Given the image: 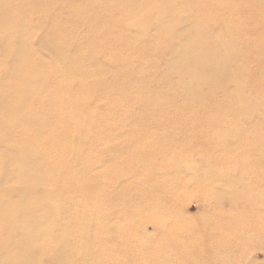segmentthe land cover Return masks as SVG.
Returning a JSON list of instances; mask_svg holds the SVG:
<instances>
[{
	"label": "bare ground",
	"instance_id": "1",
	"mask_svg": "<svg viewBox=\"0 0 264 264\" xmlns=\"http://www.w3.org/2000/svg\"><path fill=\"white\" fill-rule=\"evenodd\" d=\"M28 1L0 0V264H44L42 242L43 245L51 246L47 257L52 262L72 264L70 260L74 251L69 249L71 241L75 238L77 244L82 245L98 235L96 231H85L86 227L92 230L93 217L90 213L85 215L84 204L75 211L74 219L78 223L76 227L69 229L64 225L58 235L53 233L58 219L55 217L54 222L50 221L51 213L53 210L62 212L68 208L63 204L53 203L59 194L57 188L47 182V178L57 175L58 172L49 168L50 162L45 160L46 158L61 168V175L66 169L74 168L76 175H73L71 180L76 185L68 187L71 192L87 195L103 193L105 185L114 178L126 179L128 185L136 187L131 198L137 203L133 206L134 213L122 212L125 219L122 228L123 244H128L137 242L135 238L139 232L128 228L133 225L132 221H137L139 215L149 211L151 205H154L148 201L153 199L154 202V199L163 197V193H168L167 190H159L160 187L152 184L140 188V184L151 181L152 169L157 161L152 158V154L155 155L152 148L157 145L163 149L192 147L199 150L207 147V150L215 149V153L220 147L226 167L233 168L232 173L214 169L212 164L201 165L204 180L197 189L209 203L213 201L219 205L220 199L226 196L231 205H243V210L252 211L258 208L261 211L258 222L263 223L264 206L258 202L262 197L260 193H264V132H260L264 121L263 114L259 115V119L252 125L256 132L249 130L244 134L242 141L237 138V131L214 129V125L229 122L232 118L244 117L254 109L259 110L263 102L243 96L242 88L246 86L245 67L234 66V50L221 41L214 31L223 28L224 24L220 23L227 19L244 21L255 16V5H264V0H187L189 4L200 7V12L197 9L200 16L208 18V21L204 22L207 25L204 26L187 21H178L175 26L170 25L164 9L167 6L182 7L175 6V0H143L148 6L149 15L140 29L134 24L140 0ZM222 2H225V5H222ZM32 16L41 17L37 25L36 41L29 32L30 28H34ZM24 18L28 20L25 21ZM129 20H132L131 23L123 24V21ZM151 21L156 24L153 29ZM98 23H102V26H97ZM208 23L213 27H209ZM111 24L113 29H110ZM79 25L90 29L85 36L88 46L83 51H70V47L80 43L75 32ZM150 29L160 31L155 33L154 38L156 36L161 41L168 40L177 46L171 57L169 50L161 52L162 63L157 59L147 63L148 51L138 49V44L144 38L150 37ZM107 31L109 35L105 36ZM39 57L40 65L36 61ZM44 57L48 58V64L43 63ZM104 57L107 58L106 61H103ZM8 59L12 60V64L7 63ZM94 64L95 70H90V66ZM43 70L46 75L47 71H55L48 97L52 98L54 93L58 95L59 101L56 98L53 103L56 105L58 101V108L63 114L56 117L53 113V122L49 114L34 108V101L39 104L45 102V99L39 98L42 94L37 91L45 83ZM162 71L163 74L158 76ZM108 76L117 80L110 82ZM129 76L133 79L125 80ZM172 76L177 79L179 91L188 96L200 111L206 109L207 97H219L222 105L215 107L213 114L202 115L209 126L208 130L212 132L205 133L199 139H193L187 134L188 123L178 124L172 129L160 124L152 130L155 131L153 136L150 133L138 132L139 126L146 122L153 128L150 122L161 123L164 119L179 114L178 112L191 114L195 111L188 105H170L161 112L150 110L148 114L144 113L145 106L157 107L164 103L166 92L157 90L167 84ZM67 79L71 81L66 85ZM263 82L264 76L259 74L257 90L260 88L262 92ZM57 83L61 85V89ZM249 88L255 90L252 83ZM228 95L237 98L238 105H234ZM16 96L21 98L15 99ZM90 103L92 114L89 115L92 116L86 118L87 112L84 110ZM243 111L245 113L241 115ZM123 115L128 119L118 120ZM106 118H110V121L105 120ZM246 120L250 122L248 116ZM85 127L89 133L79 131ZM113 127H117L114 134L101 135L105 140L112 137L116 139L118 151L109 158L112 165L98 175H80L83 173H78V168L75 167L81 165L85 168L88 162L81 155L77 157L78 147H85L83 143H90L88 154L94 155L96 161H101L104 152L96 150V144H104L106 141L97 140L92 131L106 133V128ZM123 129L130 131L119 133ZM134 131L136 133H132ZM184 133L186 139L183 137ZM31 136L37 137V140L31 141ZM179 139L184 141L177 142ZM68 142L73 144L67 145ZM139 148H143L139 153V156L144 158L143 164L138 161L135 151ZM69 152L75 155L71 159L68 158ZM230 155L236 157L234 167L228 164L233 159ZM204 156L206 155H201L202 158ZM149 161L154 163L151 170L145 169ZM135 163L137 166L134 168ZM226 169L228 168H224ZM71 180H68L69 184ZM170 193L172 194L164 195L166 208L157 214L158 218L162 219L164 229L179 226L188 231L187 235H193L196 229L190 228L192 232H189L188 226L182 221L179 224L180 220L174 217L172 202L179 196ZM147 198V201L136 202V199ZM103 204L102 199L95 208L97 219H102L103 213H106L102 210ZM152 211L157 212V209L154 207ZM148 221L155 223L152 216L143 223ZM154 225L159 226V223ZM256 227L260 228L259 225L255 226V230ZM247 229L249 226L240 233L238 241L242 234L247 233ZM215 230L216 228L209 233L215 234ZM73 233L74 235L67 238ZM61 234L63 238L60 237ZM145 236L149 237L146 232ZM200 236H203L202 232ZM165 239L166 242L159 245L160 249L150 244L146 246L145 239L140 240V245L148 250H144L146 255L156 253L159 256L158 263H172V257L177 255L181 258L176 259L180 260L179 264H201L200 253L209 256L214 264L223 262L220 254L225 244L219 240L215 242L216 247L206 248L204 240L196 241L194 245L184 243L177 246L178 242H173L172 237ZM75 255L81 263L88 264L87 258L84 257L88 252L76 247ZM146 259L145 257L144 260Z\"/></svg>",
	"mask_w": 264,
	"mask_h": 264
},
{
	"label": "rangeland",
	"instance_id": "2",
	"mask_svg": "<svg viewBox=\"0 0 264 264\" xmlns=\"http://www.w3.org/2000/svg\"><path fill=\"white\" fill-rule=\"evenodd\" d=\"M175 0L177 3L175 6H182L178 8H174L172 6H167L164 9V13L168 18V22L170 25L175 26L178 21H187L191 24H196L199 26L207 25L204 22H207L208 18L200 16L198 11L200 12V7L195 6L194 4H189L187 0ZM28 2L34 3L35 0H29ZM184 2V3H183ZM264 3V1H263ZM83 4V3H82ZM81 4V5H82ZM180 4V5H179ZM222 5H225V2H222ZM83 6V5H82ZM256 15L250 17L248 20L245 19L237 20V19H227L222 21L220 24H224L223 28L217 29L214 31L221 41L225 42L229 48H232L236 55V61L234 62V66L245 67L244 78L246 82L245 88H242L244 92H242L243 96L249 97L251 99H259L263 102V106L259 109H255L253 111H249L247 115L244 117H236L232 118L229 122H222L220 124L214 125V129L216 131H237V138L239 141H242L244 134L250 131H255L252 126L258 119L259 115L263 114L264 116V92H262L259 88L257 90V76L260 74L262 77L264 76V5L256 4ZM253 7V6H252ZM148 6L143 0H140L138 14L134 18V24L140 29L143 27V22L148 17L149 13L147 12ZM198 9V11H197ZM181 16L180 18L178 16ZM34 28H30L29 32L32 33V39L34 41L37 40L38 36V27L41 17L35 18L32 16ZM182 19V20H179ZM25 21H27L24 18ZM133 20V18H132ZM132 20L123 21L125 25L126 22L131 23ZM134 20L132 22H134ZM136 20H139L138 22ZM237 21V22H236ZM152 29L155 27V22L151 21ZM97 26H102V23H98ZM110 29H113V24L109 25ZM209 27H213L210 23H208ZM148 32L150 35L149 38H144L139 46V50H147L149 54V59L146 61L147 63H151L157 59L158 62L162 63L161 52L165 53L169 50V57H171V53L173 50L177 48L176 45L172 44L170 41L165 40L161 41L160 38H154L155 33H159L158 30H152ZM37 30V31H36ZM89 28L83 25H79L76 28V36L78 37L80 43L77 46L70 47V51L77 50H85L88 46V42L85 41V36L89 32ZM46 31H49L46 29ZM109 35V31L106 32L105 36ZM257 35V36H256ZM195 36V33H192V37ZM259 47H258V46ZM221 49V48H220ZM260 49V50H259ZM224 52V48L222 49ZM138 56V55H137ZM41 57H39L36 61H40ZM44 62L47 63L48 58L44 57ZM107 58L104 57L103 61H106ZM8 64H12V60H7ZM48 64V63H47ZM40 65V64H39ZM63 65L67 67L64 63ZM71 65V64H70ZM41 67V66H40ZM61 67V66H60ZM42 68V67H41ZM62 68V67H61ZM95 68V64L90 66V70ZM43 69V68H42ZM95 70V69H94ZM44 71V70H43ZM54 70L52 71H44L45 83L40 86L37 91H39L42 95L39 97L45 99L44 104H39L38 101H34V108L36 111H44L50 115L51 121L53 122V113L55 116H60L63 114L61 110L58 108V95L54 93L53 97H48V91L50 92L49 87L51 85L52 77L54 76ZM163 71L158 75L161 76ZM109 77V76H108ZM133 77H126L125 80L131 81ZM48 80V84H47ZM117 80V79H115ZM114 78L109 77V81H115ZM169 82L164 86L158 88L159 92H166L164 103L160 104L157 107H144V113L148 114L150 110H154L157 112L163 111L167 106L177 105L184 106L188 105L195 109V111L191 114H185L183 112H178L179 114L164 119L161 123L150 122L153 124V128L148 126L149 122L139 126L138 132L140 133H150L153 136V131L160 124L170 127V129L177 127L178 124L188 123L187 134L190 135L193 139H199L205 135V133H210L209 126L206 124L205 118L202 116L203 114H213V109L217 106H221V102L219 101V97L214 95L212 97H207L206 101V109L200 111L198 106L192 102V100L183 95L179 89L177 88V79L172 76L169 79ZM71 81L67 79V83ZM252 83L254 85L255 90H250L249 84ZM264 84V82L262 83ZM59 85V86H58ZM65 85V88H66ZM59 89L60 84L57 83ZM77 90V88H74ZM78 91V90H77ZM206 93V90L204 91ZM62 93L60 92V96ZM104 95V94H103ZM232 103L234 105H238V100L235 97L229 96ZM21 98V96H16L15 99ZM48 98V101H47ZM56 98L58 101L56 105L53 103ZM12 105H10L11 107ZM76 110V109H75ZM70 111V109H68ZM86 111V118H90L92 115V104L90 103L88 107L84 110ZM82 111V114L83 112ZM237 111V110H236ZM235 111V112H236ZM71 112V111H70ZM68 114L67 112H65ZM245 113L244 111L241 115ZM108 116V115H105ZM249 118L250 122L246 120ZM111 117V116H110ZM125 116H121L118 120L125 119ZM115 118V117H112ZM110 118H106L105 120H109ZM128 119V117L126 118ZM125 119V120H126ZM104 120V118H103ZM117 127H113L112 129H105L106 133H96L92 131L93 137L97 140H103L104 135L115 133ZM237 129V130H236ZM258 130V129H257ZM79 131H83V133H89L87 127L81 128ZM130 130L123 129L120 130L119 133L125 134L129 133ZM230 131V132H231ZM260 132H264V121L261 124ZM136 133V131L132 132ZM185 134L183 137L186 139ZM103 135V136H101ZM93 139V138H92ZM131 140V138H129ZM31 141L37 140V137L31 136ZM105 140V139H104ZM104 144H96V150L100 152H104V158L101 161H96L94 159V155L88 154V148L90 143H83L85 147H78V154L88 162L85 168L81 165L75 168H78V173L81 172L84 176H90L89 174L98 175L106 168H109L112 164L109 161L110 155L116 153V139L112 137V139L105 140ZM184 140L179 139L177 142H183ZM230 141V139H229ZM72 143V142H71ZM68 142L67 145L71 144ZM76 143V142H74ZM73 144V143H72ZM78 144V143H77ZM116 147V148H115ZM143 150V148H139L135 150L137 153L138 161H144L142 156H139V153ZM215 149H208L207 147H203L199 150H195L192 147H184V148H171V149H163L159 145L157 147L152 148V158L157 161L155 162V167L151 161L146 166L145 169L151 170L152 167V176L150 177L151 181H148L143 184H140V188L148 187L152 184V186L160 187L159 190H167L168 193H163V197L160 199H154V202L148 201L151 205L149 211L142 213L137 218L132 221L133 225L128 227L132 231H139L136 236L137 242H131L128 244H123V233L122 228L125 224V219L122 215L123 211H128L129 213H134L133 206H136L137 203L133 202L132 196L135 188L134 186L128 185L127 180L123 178H114L110 183L105 185L103 188V193H96L94 195H87V193H75L71 192L68 187H75L76 183L71 180L73 175H76V172L73 170L74 168H68L64 171V174H60V167L57 166L54 162L50 161L49 158H46L48 162H50V169H55L58 174L50 175L47 178V182L53 184L58 191L59 196L53 201L54 204H63L68 208L66 211L58 212L57 210H53L50 215V221H55V217L58 219L57 227L53 230L55 235H58L61 232V229L64 225L68 226L69 229H73V227L77 226L78 223L75 222L74 216L75 211L82 204L85 205V215L90 213L93 217V227L92 230L88 227L85 228V231H96L98 233L95 239H91L89 243H80L77 244L76 239L71 241V245L69 247L70 251H74V255L71 256L72 264H83L75 255L76 247L79 250H83L84 252H88V255L84 256L88 260V264H179L180 260L176 261L179 256L174 255L172 257V263L159 262V256L156 253L149 256L146 255L145 248L140 245V240H144L146 246L148 244L159 247L160 244H164L166 242L165 238H173V242L176 241L177 246L188 243L194 245L196 241H203L206 243V248L216 247L215 242L219 240L223 245L225 244V248L223 252H221V256L223 257V262L221 264H264V221L258 222V218L260 217L261 211L258 208L254 210H243V205L238 204L237 206H233L230 203V200L224 196L219 201V205L216 203L208 202L202 195V192L197 189L199 184H202L204 180L203 169L201 165L212 164L213 168L222 170L228 174L232 173V169L230 167H226L225 158L221 153V148L219 147L215 153L213 152ZM49 151V150H48ZM256 151V150H255ZM122 152V151H121ZM187 155L186 157L184 155ZM215 154V155H214ZM201 155H206L203 158ZM74 154L68 153V158L74 157ZM190 156V157H188ZM244 156H246L244 154ZM229 157L233 158L229 161L228 164L234 167L236 161V157L230 155ZM163 158V159H162ZM204 160V163H203ZM207 161V162H206ZM65 166V165H64ZM137 166V163L134 164V168ZM114 167V166H113ZM224 168H228L231 170H224ZM230 172V173H229ZM132 174V173H131ZM68 180H71V184H69ZM211 182V181H209ZM264 188V186L262 187ZM259 188V189H262ZM127 189V190H125ZM144 189V188H143ZM156 189V188H154ZM262 191V190H261ZM173 192L176 196H179L177 200H174L173 210L174 217H177L180 222L182 221L185 225L188 226L189 232H192L190 228L196 229L193 235H187L188 231L186 229H182L178 227L169 226L168 230L164 229V224H162V219L158 218L157 214H159L165 206V194H172ZM66 193H73L72 195H68ZM146 194V193H144ZM224 194V193H221ZM259 194V193H256ZM262 197L258 201L261 205L264 206V193H260ZM259 194V195H260ZM152 197L151 195H148ZM104 200V204L102 205V210L106 213H103L102 219H97L95 216V208L98 205L100 200ZM131 199V202H129ZM147 199H136V202H144ZM128 204V206H126ZM131 204V205H130ZM133 204V205H132ZM130 205V206H129ZM130 207V208H129ZM157 209V212L152 211L153 208ZM264 210V209H263ZM159 212V213H158ZM153 217L155 223L148 221L145 224L143 223L148 218ZM264 219V214H263ZM159 226H155L154 224H158ZM213 224V225H212ZM163 225V226H162ZM260 226L259 229L255 230V226ZM262 225V226H261ZM166 226V225H165ZM205 226V228H203ZM213 226V227H212ZM246 226H249L247 229V233L241 235L240 241H238L240 233L244 230ZM212 227V228H211ZM215 230L214 233H209L210 230ZM210 229V230H207ZM262 230V231H261ZM155 231V232H154ZM259 231V232H258ZM146 234L149 235L147 238ZM201 232L203 233V238L200 236ZM255 234V235H254ZM70 234L67 238H69ZM210 236V237H209ZM261 236V238H260ZM63 238V235H60ZM253 238V239H252ZM167 239V240H168ZM238 242V243H237ZM220 243V244H221ZM219 244V245H220ZM78 245V246H77ZM43 260L44 264H64V263H55L52 262L47 254L50 253L51 246L49 244L43 245ZM127 247V249H125ZM161 247H159L160 249ZM48 249V250H46ZM124 250L126 253L124 255ZM148 251V250H146ZM212 251V250H210ZM200 252V250H199ZM201 257V264H214V261H210L209 256L204 253L199 254ZM147 258L144 260V258ZM181 259V258H179ZM185 261V259H184Z\"/></svg>",
	"mask_w": 264,
	"mask_h": 264
}]
</instances>
